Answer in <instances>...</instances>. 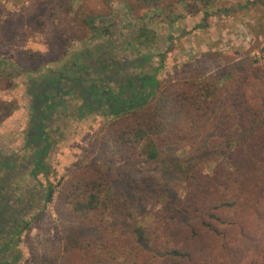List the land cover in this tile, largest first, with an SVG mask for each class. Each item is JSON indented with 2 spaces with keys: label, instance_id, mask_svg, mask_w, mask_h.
Returning a JSON list of instances; mask_svg holds the SVG:
<instances>
[{
  "label": "trees",
  "instance_id": "1",
  "mask_svg": "<svg viewBox=\"0 0 264 264\" xmlns=\"http://www.w3.org/2000/svg\"><path fill=\"white\" fill-rule=\"evenodd\" d=\"M133 1L139 8H151L171 0ZM45 2L51 5L53 0ZM196 2L208 16L213 0ZM222 13L228 15L230 10ZM86 24L103 36L105 31L94 19ZM146 32L143 28L140 37ZM105 47L98 45L77 54L78 61L97 55L93 70L76 61L68 69L61 68L58 81L49 76L58 85L50 92L36 90V82L28 81V94L35 101L33 135L24 147L28 156L10 154L0 158V264L16 263L18 256L12 247L27 229L21 221L28 213L26 208L11 203L21 190L20 183L13 185L14 180L25 175L18 166L29 160L26 175L32 179L43 171L51 144L48 133L42 134L46 119L54 113L46 101L53 99L52 109H64L69 96L78 104L79 119L99 116L111 120L97 140L99 166L86 168L89 174L81 172L61 189L55 209L65 231L64 242L40 264H264V75L260 69L230 77L223 84H218L220 78L213 79L215 83L209 85V90L189 82L161 89L156 78L159 68L152 73L147 69L150 55L113 62L112 52L106 54ZM62 77L71 85L64 84ZM38 98H44L43 104ZM54 99H58L57 104ZM97 99L105 100L104 106ZM154 99V105L148 108ZM14 109L0 102V110L5 111H0V121ZM207 149L218 152L220 159L204 160L201 154ZM178 151L185 153L173 156ZM140 155L153 165L163 162L164 155L169 156L165 174L173 178L170 188L157 181L150 184L152 176L136 184L123 176L124 164ZM211 162L214 166L206 174L205 167ZM119 181L131 187L124 195L116 191ZM181 188L182 197L171 202L166 195L176 194ZM39 189L33 198L41 197L43 189ZM106 191L111 204L104 196ZM53 194V187L48 185L45 205L52 201ZM147 195L160 198L167 211L152 222L158 235L150 251L147 231L122 218L132 201L138 203ZM115 202L118 204L113 205ZM111 213L115 218L120 215L116 218L121 228L118 233L103 229Z\"/></svg>",
  "mask_w": 264,
  "mask_h": 264
},
{
  "label": "rangeland",
  "instance_id": "2",
  "mask_svg": "<svg viewBox=\"0 0 264 264\" xmlns=\"http://www.w3.org/2000/svg\"><path fill=\"white\" fill-rule=\"evenodd\" d=\"M52 4L45 0H0V92H14L13 98L3 100L0 97V102L7 104V109L15 107L0 125L20 107L26 110L22 131H17L12 145H4L0 135V158L20 152L24 140L31 137L33 102L28 94V80L34 78L40 82L43 80L39 74L49 75L63 65L71 67L75 54L86 48L104 45V51H111L113 58L121 60L149 54L152 62L148 69L159 68L156 78L161 89L189 82L209 90V85L215 83L213 79L220 78L218 84H223L230 77H238L250 69L259 68L264 75V0H213L208 16L196 0H171L166 5L151 8H139L133 0H65L60 4L53 0ZM224 9H229L230 13L224 15ZM91 19L105 31L103 36L99 37L86 24ZM143 28L148 32L140 37ZM109 43L112 47H108ZM154 103L155 99L148 108ZM77 107L70 98L66 109L57 107L53 117L46 120L44 133H48L51 146L44 169L37 179L20 181L19 194L35 190L37 183L45 189L51 185L54 194L42 214H38V208L26 217L30 226L17 243L16 249L21 256L18 264H40L63 244L65 231L55 209L61 189L81 172H87L86 168L100 164L97 140L111 119H78ZM184 153L172 154L182 157ZM201 156L208 162L220 159L218 152L208 149ZM168 157L164 155L163 162L153 165L140 155L135 161L124 164L126 173L123 176L135 184L152 176L148 179L150 184L157 181L170 188L173 178L165 174ZM213 166L212 162L208 164L205 173H210ZM121 183L119 181L116 191L124 195L131 187ZM182 188L166 196L174 202L176 197H182ZM104 196L111 204L107 191ZM153 196L147 195L138 203L132 201L130 207L123 210L126 216L122 217L136 224L139 230L147 231L149 251L158 235L152 222L167 213L163 201ZM28 199V195L25 196V200ZM113 214L103 224L105 232L121 231L116 220L120 215L115 218Z\"/></svg>",
  "mask_w": 264,
  "mask_h": 264
},
{
  "label": "flooded vegetation",
  "instance_id": "3",
  "mask_svg": "<svg viewBox=\"0 0 264 264\" xmlns=\"http://www.w3.org/2000/svg\"><path fill=\"white\" fill-rule=\"evenodd\" d=\"M106 52V51H105ZM83 52H81V53H76L75 54V56H74V61L72 62V64H71V67L73 66V64L77 61V62H84V63H86V64H88V63H90V62H92L93 63V65L91 66L92 68H90V70H93L94 68H96L97 67V63H96V60H97V58H98V56H96V58L95 59H92L91 60V58L90 59H86V58H82L80 61H78L77 59H76V57H77V54H82ZM106 54H108L107 52H106ZM140 55H149V54H137V55H135L134 57H131V58H124V59H113V62H116V61H122V62H127V61H130V60H132L133 58H135V57H137V56H140ZM100 57L101 58H104L105 57V53L104 54H101L100 55ZM112 57H114L113 55H112ZM127 60V61H126ZM151 61H152V58H151ZM151 61H150V63H149V65H148V67L150 66V64H151ZM112 62V61H111ZM89 65V64H88ZM62 67H66V65H63V66H61L60 67V69H59V72H58V70L57 71H54V72H51V74H49V75H47V74H39V77L43 80V81H40V82H37L34 78H30L29 80H34L35 82H36V84H37V86L38 87H36L35 89L37 90V89H40V90H42V91H45V92H50V90H52V88H54V86L55 87H58V85L55 83L54 84V81H51V79H50V77H55V78H58V75L60 74V71H61V68ZM148 67H147V69H148ZM68 68H70V67H66V69H68ZM119 69V68H118ZM148 71H150L151 73L153 72V70L151 71V70H149L148 69ZM50 76V77H49ZM63 78V83L64 84H66L67 82H69V80L68 79H66V78H64V77H62ZM28 80V81H29ZM47 80L48 81H50L51 82V84H48V82H47ZM58 81V80H57ZM39 83V84H38ZM44 83V84H43ZM71 81L69 82V83H67V85L68 86H70L71 85ZM49 85H51V86H49ZM30 96V95H29ZM30 98H31V101L33 102L32 103V105H35V101L33 100V98L30 96ZM74 99L72 96H69V97H67L65 100H66V106L64 107V109H66V107L69 105V99ZM48 99V98H47ZM42 100H44V98H38V103L39 102H41ZM58 99H54V103L55 104H57V101ZM96 101H98V103H99V105L100 106H104V103H105V100L104 101H100L99 99H97ZM74 102H76V101H74ZM77 103V102H76ZM48 104H50V106H52L53 107V99L51 100V99H49V100H47L46 101V105H48ZM96 103L94 102L93 103V105H95ZM32 105H31V108H32ZM56 106V105H55ZM52 107L50 108V110L52 111L53 110V114H52V116L51 117H49L48 119H46V120H49V119H51L52 117H53V115L55 114V111L57 110V107L58 106H56L55 108H53L52 109ZM60 108H62V107H60ZM63 109V108H62ZM49 110V109H48ZM47 110V111H48ZM84 119L86 118V117H83ZM83 118H81V119H83ZM94 118V117H93ZM95 118H100V119H102L101 117H99V116H97V117H95ZM79 119V118H78ZM33 120V119H32ZM103 120V119H102ZM30 135L32 136L33 135V133H32V131H30ZM42 135H44V132H43V134ZM26 178H28V179H32V178H29L28 177V175H23L22 176V179H18V178H16V180H14V183H20L21 184V182L20 181H23L24 179H26ZM35 179H37V177L35 178ZM35 179H32V180H35ZM14 185V184H13ZM37 185H38V187L35 189V190H33V191H31V192H29V193H25V191L24 192H20V194L18 193V191H17V195L16 196H13L12 197V199H11V203L12 204H14V206L16 207V208H26V212H28V213H26V215L23 217V218H21V221H22V223L23 224H27V229L25 230V231H27L28 230V227L30 226V221H25V219H26V217L34 210V209H38V208H40V210H39V213L38 214H42L43 213V211L45 210V204L43 203V198H44V191H46V189L43 187V185L42 184H39V183H37ZM39 186L41 187V189H43V192L41 193V197L40 198H33V194H34V192L35 191H37V190H40L39 189ZM12 193H13V191H12ZM24 193V194H23ZM23 195H24V197H23ZM28 195V197L30 198V199H28V200H25V196H27ZM17 199H19V200H22V203H19V204H16L15 203V200H17ZM40 202H42V203H40ZM41 204V205H40ZM29 207H31L30 209H28ZM24 231V232H25ZM23 232V233H24ZM22 233V234H23ZM21 234V235H22ZM21 235H20V237H21ZM19 237V238H20ZM20 240V239H19ZM14 241L16 242L17 241V239L16 238H14ZM17 243H18V241H17ZM17 248V244H16V246L15 247H12V249L14 250V251H16V252H14V254L15 255H17L18 256V260L16 261V263L15 264H18L19 262H20V258H21V256H20V252L16 249ZM12 251V250H11Z\"/></svg>",
  "mask_w": 264,
  "mask_h": 264
},
{
  "label": "crops",
  "instance_id": "4",
  "mask_svg": "<svg viewBox=\"0 0 264 264\" xmlns=\"http://www.w3.org/2000/svg\"><path fill=\"white\" fill-rule=\"evenodd\" d=\"M127 61V60H126ZM152 62V61H151ZM89 65H93L92 62L88 63ZM60 67L58 68L59 72ZM132 70H130L131 72ZM135 72H138V70H135ZM67 84V83H66ZM14 92L10 90H2L0 92V97L3 100H10L13 98ZM25 108L20 107L18 110H16L8 119H6L1 125H0V135H2V139L4 141V145L10 144L12 145L13 142H15V136L17 131H22V124L24 123V116H25ZM11 138V140H10ZM18 144V142H16ZM25 147V140L22 145V149L20 152L17 153H11V154H17V155H27ZM10 154H7L8 156ZM18 170L22 172V174H27L28 171L30 170L29 168V160L20 162V165L18 166Z\"/></svg>",
  "mask_w": 264,
  "mask_h": 264
},
{
  "label": "water",
  "instance_id": "5",
  "mask_svg": "<svg viewBox=\"0 0 264 264\" xmlns=\"http://www.w3.org/2000/svg\"><path fill=\"white\" fill-rule=\"evenodd\" d=\"M42 104H43V101H42ZM37 124H40V121L39 120H37Z\"/></svg>",
  "mask_w": 264,
  "mask_h": 264
}]
</instances>
